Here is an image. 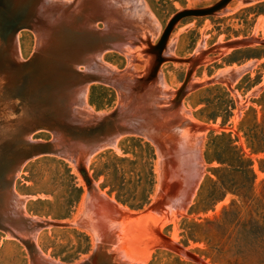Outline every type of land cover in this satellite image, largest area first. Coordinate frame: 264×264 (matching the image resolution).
<instances>
[{
	"label": "rangeland",
	"instance_id": "obj_1",
	"mask_svg": "<svg viewBox=\"0 0 264 264\" xmlns=\"http://www.w3.org/2000/svg\"><path fill=\"white\" fill-rule=\"evenodd\" d=\"M219 1L0 0L1 115L15 114L8 109V101H14V106L23 103L19 91L28 83L50 81L40 71L47 58L68 63L70 48L78 42L69 35L87 27L96 32L112 29L135 36L118 50L97 54L94 68L106 71L111 81L83 86L84 102L76 103V108L90 118L86 121L122 108L136 129L82 161L54 154L27 160L14 180L18 199L13 198L12 207L23 209L27 217L65 225H50L35 233L22 231L20 238L0 230V264H35L22 240L37 249L39 264H96L91 257L103 240L108 245L105 253L125 264H198L166 247L161 235L207 264H264V151L254 153L245 136L255 117L264 130L260 105L264 102V0H231L214 14L180 20L157 73L133 90L136 79L149 75L153 55L147 50L159 41L170 19L180 11L207 8ZM70 5L81 15L72 25L67 24ZM61 17L65 21L58 26ZM237 40L248 43L228 46ZM194 59H200L195 66ZM77 69L86 71L83 66ZM215 115L216 120L209 119ZM223 131L252 160L253 185L248 178H239L232 167L207 159L215 157L213 138ZM53 137L51 131L38 130L30 139L47 142ZM140 138L156 152L155 185L150 204L133 210L117 200L103 165L108 154L136 159L132 152L140 153L135 146ZM80 166L91 180L92 193ZM143 171L141 165L124 171L136 195L142 191L137 177ZM193 174H200V179L182 205L183 186ZM222 175L232 179L225 184L232 191L222 188ZM240 183L249 199L235 193ZM100 195L103 200L98 201ZM189 235L194 238L187 239Z\"/></svg>",
	"mask_w": 264,
	"mask_h": 264
},
{
	"label": "water",
	"instance_id": "obj_2",
	"mask_svg": "<svg viewBox=\"0 0 264 264\" xmlns=\"http://www.w3.org/2000/svg\"><path fill=\"white\" fill-rule=\"evenodd\" d=\"M230 1L220 0L207 8L189 9L176 13L170 19L156 45H150L147 50L148 54L153 55L151 71L148 76L135 80L133 90L143 86L149 77L157 73L160 64L165 59L163 52L169 36L180 20L191 16L214 14ZM67 10L71 13L67 16V24L72 25L73 20L81 18L77 7L75 9L70 5ZM64 19L61 17L58 26H61ZM80 30V33L76 31L69 35L78 42L70 48L68 63H61V61L54 63V60L47 58V61L40 65V71L43 77L49 78L50 81L43 82L41 85H38L36 81L28 83L24 89L19 91L24 102L18 106H14V101L9 100L8 109L15 112L16 115L4 117L0 113V230L17 238H20L22 231L35 233L50 225L55 227L65 225L59 221L27 217L23 209L15 210L12 207L13 198L16 197L13 191L14 180L27 160L39 154H54L60 157H70L74 162L82 161L87 156L117 141L122 135L136 133L127 110L118 108L106 115L92 116L84 112L86 116L92 117V120L86 121L90 118L81 116L80 111H77L76 108L78 88L87 86L90 82L106 83L111 81L106 71H98L94 68L97 63L95 59L97 54L106 50H118L121 43L127 42L135 35L117 33L112 29L96 32L90 27ZM247 43L246 40H237L229 42L228 46L239 47ZM40 50V54L44 55L45 50ZM199 62L200 59H194L193 66ZM78 66L85 67L86 71H78ZM190 77L189 73L187 81ZM185 88L184 85L183 91ZM38 95L42 99H39ZM38 130L51 131L54 135L53 139L47 142L31 140V135ZM79 171L86 183L91 186L92 193L93 186L86 170L80 166ZM4 202L9 204L4 206ZM161 238L164 245L170 250L185 255L198 264H207L170 237L161 235ZM22 241L28 247L33 262L39 264L37 249L32 246L29 240ZM106 242L103 240L97 244L91 259H95L96 264H125L114 254L110 256L105 253V248L108 247Z\"/></svg>",
	"mask_w": 264,
	"mask_h": 264
},
{
	"label": "trees",
	"instance_id": "obj_3",
	"mask_svg": "<svg viewBox=\"0 0 264 264\" xmlns=\"http://www.w3.org/2000/svg\"><path fill=\"white\" fill-rule=\"evenodd\" d=\"M264 97V96H263ZM93 104H97L95 101ZM264 109V102H261ZM100 107V105H99ZM234 109V105L230 102L227 108L228 112ZM218 115L210 117L209 119L216 120ZM243 125L246 124V118L242 121ZM264 124V116H263ZM245 136L248 142V146L254 153H259L264 151V130L261 129V123L258 122L257 117L254 118V123L248 125V130H245ZM136 137V136H133ZM138 138V137H137ZM139 143L136 146L140 153L135 154L132 152L136 159L130 157H119L116 154H108L107 161L104 163V173H106L109 183L114 189L112 192L117 191V200L124 205H128L133 210H141L152 201V193L155 185V172H154V162L156 160V152L151 147L148 142H143L142 138L137 139ZM213 141L217 144V151L215 157H208V160L214 159L219 161L222 165H228L232 167L236 172L239 173V178H248V183L253 185L255 172L253 170V162L251 159L247 158L245 154L236 144V139L226 131L221 134L216 135ZM141 165L144 169L142 175L137 177L138 182L141 185V192L139 195L132 193V189L128 186V182L125 181L124 171L127 166L135 168V166ZM227 171L228 168H225ZM102 173V174H104ZM231 176V174H230ZM220 184L225 192L232 191L225 184L232 179H224L223 175L219 176ZM106 187V186H105ZM243 183H240L238 187L234 189L235 193L244 199H249L247 196V191L243 189ZM82 194V188H79ZM233 191V192H234ZM233 203L232 205H234ZM193 235H189L187 239L194 238ZM88 243L90 239L87 237Z\"/></svg>",
	"mask_w": 264,
	"mask_h": 264
},
{
	"label": "bare ground",
	"instance_id": "obj_4",
	"mask_svg": "<svg viewBox=\"0 0 264 264\" xmlns=\"http://www.w3.org/2000/svg\"><path fill=\"white\" fill-rule=\"evenodd\" d=\"M77 94H78V100H77V104L78 103H81V102H84L83 101V99H84V88L83 87H80V88H78V92H77ZM192 171V170H191ZM194 171V170H193ZM189 173V172H188ZM190 174V173H189ZM191 174H192V172H191ZM195 174H193V177L192 178H190L191 179V181L190 182H188V184H187V179H186V185L185 186H183V189H182V196L180 197V204H182V205H184L185 203H187L188 202V200L190 199V197L192 196V190H194V187L196 186V184L198 183V181H199V177L201 176L200 174L198 175V176H194ZM190 176V175H189ZM188 176V177H189ZM191 177V176H190ZM89 186V185H88ZM90 187V186H89ZM91 188V187H90ZM17 198V196L15 197V199ZM18 199V198H17ZM101 200H103V197L100 195V198L98 199V201H101ZM14 202V201H13ZM12 202V203H13ZM7 204H8V202H7ZM152 234V233H151ZM152 237H153V235H151ZM35 238V237H34ZM34 240V239H33ZM43 261V260H42ZM45 261H48V260H45L44 259V262ZM49 263H50V261H48ZM46 263V262H45ZM51 264H53V263H51Z\"/></svg>",
	"mask_w": 264,
	"mask_h": 264
}]
</instances>
